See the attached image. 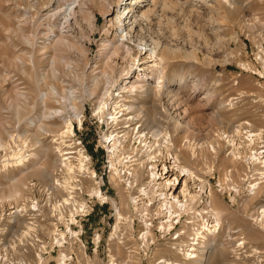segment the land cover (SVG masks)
<instances>
[{"label":"rangeland","instance_id":"rangeland-1","mask_svg":"<svg viewBox=\"0 0 264 264\" xmlns=\"http://www.w3.org/2000/svg\"><path fill=\"white\" fill-rule=\"evenodd\" d=\"M31 1L0 0V137L3 141L2 147L0 146V169L4 167L1 164L9 160L12 154L35 152L36 158L34 160L36 163L45 166L53 173V176H56L60 171H55L57 167L51 169V164L58 155L57 146L60 138L56 135V129L62 124L57 118L40 117L41 112L43 109L61 108L63 103L61 95L69 86L82 92L83 87L88 84L92 72L100 76L103 60H98L97 51L102 39L112 37V27L114 26L108 24L104 14L89 3L87 9L93 14V18L90 19L86 14L77 13L75 21L71 20L70 31L65 34V38L73 42L75 48H66L58 44L56 47L55 43L53 44L54 48L43 47L45 42L50 41V44L52 43L50 40L52 35L55 33L58 35L56 29L59 22L45 18L36 30L30 19L32 15L30 14L29 18L27 15H23ZM182 1H185L183 6L185 10L190 11V15L187 21L183 17L176 16L175 18L174 25L178 28L179 37L177 40L180 49L173 54L174 57L170 55L171 58L165 67L170 91L164 93L162 87L157 89L155 84H151L153 86L149 85L148 91L150 90V92L147 96L135 91L134 95H130L128 92L123 93L119 99H123V101L128 99L127 102L132 101L137 111L143 109V121L146 125L152 128H159V126L166 128L173 138L172 150L177 153L179 161L210 183L211 197H209L212 201L214 200L212 207L220 213V228L214 239L213 248H201L206 252L202 262L195 263L192 260H185L184 264H264V221L261 225L252 219V213L256 206L264 203V184L253 195H245L247 183L242 181V178L246 172L244 170L246 162L244 163V159L238 161V159L231 158V155L227 153L229 152L227 143L223 141L224 139L218 138L220 132H226V129H231L232 125L239 124L244 120H248L254 130L264 128V79L251 71L254 70L258 73V64L254 61V57L259 46L264 45V0H234L233 6L226 7L225 12H222V19L220 18L221 14L217 13L215 5L207 9L199 3L193 2L192 4L191 0ZM254 16L255 21L252 19ZM49 23L55 24V30L53 29L51 36L46 38L48 32L46 28ZM246 23L247 25L252 24L247 26ZM219 33L222 40L218 39ZM24 38L34 39L35 47L31 48L30 45L26 44ZM59 55L66 56L73 65L69 69L62 62H56L57 75L53 76L50 58ZM84 64L86 65L84 66ZM178 75L185 77V81L181 85H177L174 81ZM37 83L41 88L43 87V90L53 86L58 95L55 96L56 99L47 98L48 95H46L44 106L41 105L36 95ZM207 89L209 91L208 99L204 98V92ZM20 94L23 96L21 97ZM233 97L238 98L234 99ZM15 100H19L22 107L18 117H14V112L10 106V103ZM73 100L72 102L77 104L76 100ZM219 101H231V105L218 109ZM154 105L160 112H156ZM95 107L96 104L91 98L84 100L81 128L79 129V124L72 120L75 139L82 141L90 155L97 180L100 179L101 191L113 197L114 202H117L120 196L126 199V195L122 191V193L119 192L120 189H118L117 197L114 188L109 183L108 175L111 172L109 153L100 143L106 125L101 124L100 118L97 114L95 115ZM153 117L156 119L155 124L151 123ZM31 118L37 122L39 118V122L46 126V130L43 129L36 133L38 142H35L36 140L32 136L36 126L32 125V122L30 123ZM173 120L180 121L183 126L174 129ZM132 123L133 125L139 123L138 119H134ZM10 135H17L19 139H15V136L14 139L10 138ZM185 139H189L190 143L197 141L198 145L194 142L192 144V146H196H193V158L192 156L190 158L188 142L185 143ZM214 139H219L220 146H218L215 154L198 148L201 141ZM261 139L264 140V132H262ZM255 145L256 143L253 146ZM40 147H46V156L42 154ZM252 149L249 148V150ZM112 161L114 166L121 167L122 164L118 158H114ZM232 166L236 168L238 173L233 177L232 183L229 181L225 184L226 180H221V178L224 176L225 170ZM12 167L15 168V166L8 165L4 167L6 168L5 171H0V192L5 189L7 192L12 177H17L18 169L15 168L14 170ZM6 171L12 174L11 178V174H7ZM2 172H5L4 176ZM7 175L10 176L6 178ZM245 175L247 176V174ZM26 179L44 183L36 176H27ZM219 183L221 187L218 186ZM232 184H236L237 191L232 188ZM84 185L86 190L93 186L96 187L90 182H84ZM223 185L230 189H225L222 192ZM219 187L221 192L217 191ZM23 189L24 185L21 193ZM38 194L40 195V193ZM205 197L204 192L196 196L191 210L182 213L180 221L182 224L184 220H190L192 216L194 217V211L203 210L202 206L206 202V198H209ZM84 198L86 201L91 200L94 203L93 210L86 216H82L80 213L75 217L76 221L71 226L73 230L81 233L80 237L86 246V252L83 251L79 243H73L72 247L76 251V255H73L72 259H64L63 261L58 256L60 252L68 254L69 249L59 247L51 250L38 248L40 244L47 245L51 237L52 222L43 216V220L39 222V229L36 232L33 231L39 240L41 238V243L34 241L35 244L39 243V245L30 247L24 238L22 241L24 244L26 243V247L24 244L21 246L18 239L22 227L17 228L15 233L7 234L8 241L17 242L16 251L10 252L11 259L9 260L17 261V264H107L111 258L110 255H113L120 262L133 259L132 264H154V261L162 256L169 257L173 261H179V263L184 261L175 250L170 248V237L176 228L180 227L179 223L170 230H160L154 228L156 221L153 220L154 239L143 240L140 237L138 227V215L142 207L134 209L128 203L127 208L121 210L127 219L117 222L114 207L109 202L100 205L92 195ZM151 208L153 205L149 207V209ZM64 211L66 212V210ZM66 218L67 215L59 220L61 222H57V219L55 222L62 227ZM194 219L196 218L194 217ZM115 226L118 229L116 232L120 235H114V238L121 237L119 240L121 242H116V239L107 240L110 237V232L115 230ZM228 230H237L235 233H230L231 239L227 237ZM97 233L100 236V241L94 249L91 239ZM15 235H17L16 239L14 238ZM235 238H238L237 241H243L244 244L243 247H236L233 250ZM27 241L30 242L31 238L28 237ZM12 242L10 243L13 244ZM23 248L27 251L23 252ZM126 250L130 251L126 252ZM37 252H41L42 259H37L35 255Z\"/></svg>","mask_w":264,"mask_h":264},{"label":"bare ground","instance_id":"bare-ground-1","mask_svg":"<svg viewBox=\"0 0 264 264\" xmlns=\"http://www.w3.org/2000/svg\"><path fill=\"white\" fill-rule=\"evenodd\" d=\"M184 2L185 1L182 0H32L28 9L24 11V16L27 15L28 17L30 14L32 15L30 19L32 24L35 25L36 30H38L41 21L45 18L59 22L58 28L56 29L58 35L55 33L51 36L55 27L54 23H49L46 28L48 31H46V38L51 36L50 40L52 43L50 44V41H48V43L45 42L43 47H50V49L54 48V43L56 47L58 44L66 48H75L74 43L65 38V34L70 31L71 20L75 21L77 13L86 14L90 19L93 18V14L87 9V4L89 3L91 6L101 11L105 16L106 22L110 25L113 24L114 27H112V37L102 39L99 50L97 51L98 60H103L101 64V66L103 65V69L100 70V76L92 72L90 79H88V84L83 87L82 92L80 91L81 93L75 88L76 92H74L75 90L72 89L73 87H67L68 89L64 90L61 95L63 99L61 108L43 109L41 112L40 117L49 119L57 118L62 122L58 121L62 125L56 129V135L60 138L57 146L58 155L53 159L51 164V169L57 167L55 171H61L58 172L56 176H53V173L45 166H40L36 163L34 160L36 158L35 152L26 154L16 153L17 155L12 154L9 160L1 164L4 167L12 165L15 166L16 170L18 169L16 173L17 177H12V174L6 171L7 174H11V176H9L10 178L12 177V180L10 179L11 184H9L10 186L8 185L9 188L7 187V192L6 189L3 190V192L6 193H3L2 190L0 192V216L5 217V223L11 226V234L16 231L17 228L19 229L22 227V229L20 228V236L18 239L21 246L24 244V241H22L24 238L30 247L41 243V238L39 240L36 236L37 234L33 233V231L36 232L39 229V226H33V221H29L27 217H25V214H29L27 205L32 202V198L40 196L38 194L40 193L39 191L36 190L34 193L31 191V185L33 183H38L45 188L44 190H49L52 193L51 198H46L45 202L51 205L54 216L62 220V218L67 215L63 223L65 230L58 233L60 236L58 240L63 238L70 244L79 243L80 246L84 244L80 237L81 233L77 230H73L71 224L75 223L74 215L79 211L78 208L84 213L88 211L84 197L92 195L97 197L100 201L109 202L110 205H113L115 209L112 208L114 210V215H116L117 222L127 219L126 216L123 215L124 212L122 213L121 210L126 209L128 203H130L131 207L134 209L142 207V209L139 210L138 227L140 237L143 240L154 239V234L152 232L153 227L151 225L153 220L156 221L154 228H159L160 230H170L175 228V225L179 223L180 227L176 228L170 237V248L175 250L184 261L179 263L173 261L169 257L162 256L160 258L166 261L164 264H173L174 262L175 264H184L185 260L201 263L206 253L204 249L201 248H213L214 239L220 228V213L212 207L214 200L212 201L210 198V183L199 177L191 168L179 161L177 153L175 150H172L174 146L172 142L173 138H171V133L166 128H161L160 126L159 128H152L146 125L143 121V109L137 111L132 101L127 102L128 99L124 101L123 99H119L123 96V93L128 92L130 95H134L135 91H139L138 93H143L144 96H147L150 92L148 89H150L149 85L151 84H155L154 86H157V89L162 87L164 93L170 91L167 83L169 79L165 75V67L171 56L174 57L173 54L180 49L177 40L179 37L178 28L174 25L176 16L183 17L186 21L189 20L190 11L185 10L183 6ZM190 2L192 4L193 2L195 4L199 3L207 9L215 5L217 13L221 14L220 18L222 19V12L226 7L233 6L232 3L234 0H191ZM192 4L191 6H193ZM252 19L255 21V16ZM250 24L252 23L248 25ZM218 39L222 40V38H220V33ZM205 40L207 39L205 38ZM24 42L30 45L31 48H34L36 45L34 39L31 38H24ZM50 60V68L52 70L50 71L53 76L57 75L56 62H62L69 69L73 65H71L72 61L64 55H59L58 57L51 56ZM86 64H84V66ZM246 66L248 68L247 64ZM251 71L255 73L254 70ZM174 81L177 85H181L184 83L185 77L183 75H178L174 78ZM36 86L38 101L43 106L44 100L47 97L46 95H48L47 98H55L57 95V91L53 86L48 88L49 90H43V87L41 88L38 83ZM78 92L79 94H77ZM208 94L209 91L207 89V91L204 92V98L208 99ZM20 96L22 97L23 94H20ZM88 98L94 100L96 104L95 115H98L101 124L106 125V130L102 134L100 143L109 153L111 169L108 175L109 183L114 188L116 195L118 189H120L118 190L119 192L122 191L126 195V199L120 196L117 202H114L113 197L101 191L99 184L100 179L97 180L96 171L87 165L92 162L90 161V157L85 156L81 150H77L76 153H78V160L80 161L78 166L70 163L69 160L66 161L63 157V151L66 149L65 147L76 148L78 146V143L75 141L77 138L74 139L75 132L72 120H75V122L79 124L80 129L83 120V102ZM233 98L235 99L238 97ZM73 99L76 100L77 104L72 102ZM19 100H15L11 103L9 102L11 104V110L14 112V117H18L19 111L22 108ZM134 102L136 101L134 100ZM230 102L231 101H219L218 109L227 107ZM154 107L156 112H160L156 105H154ZM153 118L151 119V123L155 124L156 119ZM134 119H138L139 123L133 125L132 121ZM29 121L30 123L32 122V125L36 126V129L33 130V135L31 134L36 140V133L45 129L46 126L42 124V122H39V118L38 122L32 118ZM172 125L174 129L183 126L178 120H173ZM231 129H226V132H220L221 134L218 138L224 139L223 141L227 143L229 150L227 153L231 155V158L233 157L235 160L238 159V161L239 159L240 161L244 159V163L246 162L244 167L246 172L243 175L242 181L247 183V192L245 195L251 196L264 184V140L261 139L264 128H257L254 130L251 128L250 122L244 120L239 124L232 125ZM14 136L15 139H19L17 135H10L9 137L14 139ZM219 139L201 141L198 148H203V150L205 149L209 153L215 154L219 146ZM35 142L38 141L36 140ZM187 142L190 158L191 156L193 158L194 145L192 146V144L194 141L190 143L189 139H185V143ZM255 143L256 145L253 146ZM2 144L3 141L0 137L1 147ZM46 147H40L44 156L47 155ZM249 148L253 149L249 150ZM114 158H118L122 164L121 167L114 166L112 161ZM4 167L0 169V171H5L6 168ZM15 168L13 169L15 170ZM4 173L2 172L3 176ZM237 173L234 166L229 169L227 168L221 180H226L225 184L229 181L232 183V179ZM245 174H247V176ZM9 176L7 175L6 178ZM27 176H36L44 183L30 179L27 180ZM84 182L93 183L96 187H90L88 190L91 192H89L85 189ZM23 185L24 189L21 193ZM232 185V188L237 191L236 184ZM218 186L221 187V184L219 183ZM224 186L226 185H223L222 192L225 189H230L228 186ZM204 187H206V190H204ZM220 187L217 191H220ZM201 192L202 194L204 192V196L206 197L210 196V199L205 197L206 202L204 201L205 203L202 206L203 210L200 212L194 211V217L201 221L197 222L198 220L190 216V220L186 219L183 221V226L180 222L182 213L191 210L194 199L198 194H201ZM151 200L154 202L153 208L148 209L147 204ZM15 203H17V208L15 207ZM64 210H66V212ZM252 214V219L263 225L264 203L258 204ZM12 225H15V228ZM114 229V231L110 232V237L108 236L109 238L107 240L112 241L116 239V242H121L119 241L121 237L114 238V235H118V232H116L118 230L117 227L115 226ZM235 232H237V230H228L229 234L226 236L231 239L230 233ZM50 235L54 238L57 237L54 228L50 230ZM15 237L17 238V235H15ZM28 237L31 238L30 242L27 241ZM237 239L238 238L232 239L234 242V245L232 244L234 246L232 247L233 250H235L236 247H243V241H237ZM34 241L39 243L35 244ZM91 241L96 244L99 243V234H95ZM3 246L5 247V245ZM7 247H11L13 251H16L17 243L11 245L7 243ZM38 248L43 249L44 246L40 244ZM71 249H73L72 246L69 247V250ZM129 251L130 250H126V252ZM5 255L7 256V253H5ZM64 255H66L64 252H60L58 258L62 259ZM36 257L39 260L42 259L41 252H37ZM110 257L111 263L116 260L118 261L117 264H125L128 260L126 259V261L120 262L113 255H110ZM0 264H17V261L0 259Z\"/></svg>","mask_w":264,"mask_h":264},{"label":"built area","instance_id":"built-area-1","mask_svg":"<svg viewBox=\"0 0 264 264\" xmlns=\"http://www.w3.org/2000/svg\"><path fill=\"white\" fill-rule=\"evenodd\" d=\"M254 61L258 64V73H256V71H255L254 74H256V75L258 74V76L260 78L264 79V45L259 46V48L256 52V55L254 57ZM75 141H76V143H78V146L76 148L65 147L66 149H64V151H63V157L66 161L69 160L70 163H73L75 166H78L80 164V161L78 160V153H76L77 150H81V152L87 157H90V155L87 153V150L84 147V145L82 144V141L80 139H76ZM90 161H92L91 157H90ZM87 165L90 168L94 169L92 162H90ZM59 171H61V170H59ZM44 189L45 188L38 183H33L31 185V191L33 193L37 190L41 194H40V196H35L34 198H32V202L27 205V207H28L27 209H28L29 214H25V217H27V219L29 221L32 220L33 221L32 224L35 227L39 226V222L43 220V216H46L49 220H51V222H52L51 228L55 229V234L57 235V237L54 238L52 235H50L51 236L49 238L50 241L48 242L47 245H44V249L48 248V250H51V249H54L55 247H59V248H63V249H69V247L72 246V244H70L69 242H67L63 238L58 240L60 238L58 233L61 230H65V227L64 226L61 227L58 224H56L57 222H61V221H59L58 217H55L53 215L54 211L51 209V205H49L45 202L46 198L47 199L51 198L52 193L49 190L46 191ZM95 199L100 205L105 203L103 201H100L97 197H95ZM47 202H49V201H47ZM85 203H86V207L88 208V211L84 213L81 211L80 208H78L79 211L74 215V219H75L74 221H76L75 217L80 215V213L82 216H86L93 210V206H94L93 204L94 203H92L91 200H87V201L85 200ZM153 204H154V202L152 200L149 201L147 204L148 209ZM15 207L17 208V203H15ZM45 213H46V215H45ZM56 219H57V222H55ZM151 225L153 227V223ZM12 226L15 228V225H12ZM10 230H11V226H9V225H7V223H5V217L0 216V259H11V253L10 252H12L13 250L11 247H7V243H9V244H11V243H10V241H8V238H6L7 234L11 232ZM14 238H16V237H14ZM92 243L94 244V249H95L97 247V244L94 242H92ZM3 245H5V247ZM80 247H82L83 251L86 252V246L84 244H81ZM3 248H5V249H3ZM45 251H47V250H45ZM23 252H26V250H24ZM75 252L76 251H74L73 249H71L68 254L66 252H64L66 255H64L62 259L63 260L64 259H72L73 255H76ZM5 253H7V256L5 255ZM164 262H166L164 259L157 258L154 261V264H164ZM177 262H179V261H177ZM117 263H118V261H116V260L112 261V263L110 262V260H108L107 264H117ZM132 263H133V259L127 260L125 264H132ZM173 264H175V262Z\"/></svg>","mask_w":264,"mask_h":264}]
</instances>
